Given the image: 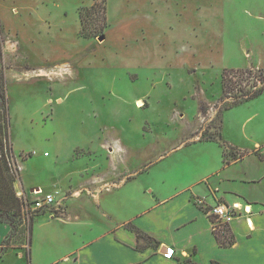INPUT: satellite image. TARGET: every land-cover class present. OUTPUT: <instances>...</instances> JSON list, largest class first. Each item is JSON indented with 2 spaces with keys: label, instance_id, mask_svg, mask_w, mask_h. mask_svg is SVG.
Here are the masks:
<instances>
[{
  "label": "rangeland",
  "instance_id": "1",
  "mask_svg": "<svg viewBox=\"0 0 264 264\" xmlns=\"http://www.w3.org/2000/svg\"><path fill=\"white\" fill-rule=\"evenodd\" d=\"M95 2L107 4L109 26L102 36L86 39L81 11ZM232 4L0 0V91L4 81L10 109L6 145L17 175L0 167V204L17 209L19 198L11 192L22 189L20 179L26 189L38 183L58 191L54 181L60 177L65 190L93 193L147 164L152 145L167 150L182 134L205 139L220 133L229 109L244 103L247 93L264 91V70L251 66L238 73L233 67L243 61L228 58L227 50L236 46L224 45L226 34L252 21H229ZM262 101L230 110L227 130L237 132L239 122ZM157 136L165 141L158 143ZM191 149L183 152L190 166L199 160ZM47 154L50 158L43 159ZM182 155L168 158L156 172L175 167ZM56 160L52 175L47 163ZM10 220L13 231L0 247V261L9 246L29 249L32 221L23 214ZM35 227V233L40 231ZM9 255L8 264H17L15 253Z\"/></svg>",
  "mask_w": 264,
  "mask_h": 264
},
{
  "label": "crops",
  "instance_id": "2",
  "mask_svg": "<svg viewBox=\"0 0 264 264\" xmlns=\"http://www.w3.org/2000/svg\"><path fill=\"white\" fill-rule=\"evenodd\" d=\"M228 1L234 3L229 21L252 20L240 22L234 34H226L224 45L237 48L227 50L228 58L243 61L233 68L264 70V0ZM263 98L264 91L229 109L220 121V133L209 139L203 134H182L167 150L152 145L147 164L130 170L120 183L106 184L93 193L84 194L74 187L65 190L60 177L54 181L58 191L38 183L26 189L17 163L22 183L17 195L25 204L36 199L34 191L42 190L59 192L57 199L63 207L59 211L32 209L29 217L25 213L32 221L29 249L9 246L0 264H8L10 253H15L17 264H264V160L259 156L264 157V101L239 122L237 132L227 130L225 123L233 108ZM162 141L158 137L157 142ZM187 148L198 155L195 165L187 164L188 156L183 153ZM227 149L235 153L229 159ZM179 154L184 155L177 157L175 167L156 172L157 166ZM47 157L43 159L50 154ZM53 164L58 165L57 160L47 163ZM49 172L56 173L53 167ZM218 205L235 211L228 223L236 238L230 248L219 245L214 224L204 212ZM35 225L40 229L36 233ZM131 227L149 235L153 245L138 248ZM11 234L12 227L0 221V247ZM168 249L174 250L171 259L165 257Z\"/></svg>",
  "mask_w": 264,
  "mask_h": 264
},
{
  "label": "trees",
  "instance_id": "3",
  "mask_svg": "<svg viewBox=\"0 0 264 264\" xmlns=\"http://www.w3.org/2000/svg\"><path fill=\"white\" fill-rule=\"evenodd\" d=\"M81 35L82 37L86 39H93L97 38L103 35L104 31L108 28L109 22H108V11H107V4H100L98 2H95L93 6L86 7L81 11ZM227 72H235L232 70H228ZM238 73L245 72L243 70H238ZM225 74V73H224ZM263 92V89L259 90L256 94H249L247 93V96H245V101H249L255 97H258ZM239 102V101H238ZM237 103V102H236ZM235 103V104H236ZM9 102L7 99V94L5 92V84L4 81L1 85V91H0V167H5L8 172L11 173V176L13 178H17V175L12 167V164L10 162V152L8 151V147L6 145V141L9 139V129H10V109L8 106ZM209 139V138H205ZM226 158H228L227 153L225 154ZM262 160H264V157L259 155ZM229 159V158H228ZM13 197L15 196L20 202L19 205H17V209H14V204L11 207H6V205L0 204V221L8 223L12 227L13 231V222L10 220V217L17 214L25 217V202L22 198L17 196V192H11ZM10 204V203H9ZM12 204V203H11ZM8 206V205H7ZM7 209L9 211H14L13 213L6 212ZM204 212L209 215L212 223L214 224V234L216 236V239L219 243V245L223 248H230L236 243V238L231 231L230 225L228 223H224L217 216L211 213V209H204ZM132 231L136 234L138 242L140 246L138 248L142 249L143 247L151 245V242H155L149 235L144 233L143 231L131 227ZM11 239V236L8 238ZM7 242L4 241L3 246H5ZM188 264H190L188 262ZM213 264H220L218 262H214Z\"/></svg>",
  "mask_w": 264,
  "mask_h": 264
},
{
  "label": "built area",
  "instance_id": "4",
  "mask_svg": "<svg viewBox=\"0 0 264 264\" xmlns=\"http://www.w3.org/2000/svg\"><path fill=\"white\" fill-rule=\"evenodd\" d=\"M46 156H49L47 154ZM17 172V170H16ZM59 192L49 193L46 194L42 190L34 191V195L37 196L36 199L31 203H26L25 211L27 213V217H29V214L31 213V210H44L48 208H53L56 211H59L61 209L63 201H59L57 199ZM211 213L214 214L224 223H229L233 217L235 216V211L231 207H226L224 205H218L216 207H213L211 209ZM174 254L173 249H168L167 253L165 254V257L167 259H171Z\"/></svg>",
  "mask_w": 264,
  "mask_h": 264
},
{
  "label": "bare ground",
  "instance_id": "5",
  "mask_svg": "<svg viewBox=\"0 0 264 264\" xmlns=\"http://www.w3.org/2000/svg\"><path fill=\"white\" fill-rule=\"evenodd\" d=\"M144 106V102L143 101H137V107L141 108Z\"/></svg>",
  "mask_w": 264,
  "mask_h": 264
},
{
  "label": "water",
  "instance_id": "6",
  "mask_svg": "<svg viewBox=\"0 0 264 264\" xmlns=\"http://www.w3.org/2000/svg\"><path fill=\"white\" fill-rule=\"evenodd\" d=\"M102 39H103V37L100 38V40H102Z\"/></svg>",
  "mask_w": 264,
  "mask_h": 264
}]
</instances>
